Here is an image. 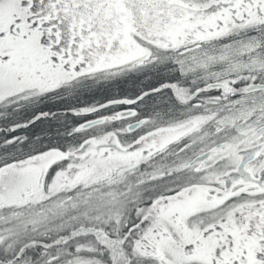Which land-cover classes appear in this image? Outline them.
<instances>
[{
    "label": "snow or ice",
    "instance_id": "obj_1",
    "mask_svg": "<svg viewBox=\"0 0 264 264\" xmlns=\"http://www.w3.org/2000/svg\"><path fill=\"white\" fill-rule=\"evenodd\" d=\"M0 264H264V0H0Z\"/></svg>",
    "mask_w": 264,
    "mask_h": 264
}]
</instances>
